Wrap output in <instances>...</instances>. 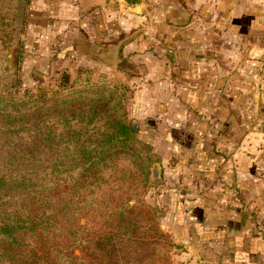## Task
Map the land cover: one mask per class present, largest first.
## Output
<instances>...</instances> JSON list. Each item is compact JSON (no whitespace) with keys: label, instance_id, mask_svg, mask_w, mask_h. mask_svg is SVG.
Masks as SVG:
<instances>
[{"label":"crops","instance_id":"crops-1","mask_svg":"<svg viewBox=\"0 0 264 264\" xmlns=\"http://www.w3.org/2000/svg\"><path fill=\"white\" fill-rule=\"evenodd\" d=\"M33 1L75 19L74 52L108 47L126 24L149 31L127 46L148 69L143 103L164 121L166 162L180 155L162 170L172 231L186 230L194 264H264V0L132 2L140 14L114 0Z\"/></svg>","mask_w":264,"mask_h":264},{"label":"trees","instance_id":"trees-1","mask_svg":"<svg viewBox=\"0 0 264 264\" xmlns=\"http://www.w3.org/2000/svg\"><path fill=\"white\" fill-rule=\"evenodd\" d=\"M34 97L0 94V140L6 138L2 142L8 147L14 138L47 144L56 133L65 136L54 122L35 126V114L58 103L37 105ZM101 100L100 96L90 101ZM100 113L105 115L101 126L108 130H98L94 146L67 131L66 147L60 152L49 145L0 150V264L72 263L74 245L98 257L92 264H118L112 257L116 242L134 244L157 235L149 210L127 203L146 186L149 167L157 160L132 132L121 101L110 98L95 107L86 103L72 114L89 126ZM63 122L69 127L70 118ZM113 168L118 177L110 184ZM87 216L99 225L92 233L78 223ZM101 254L105 256L99 258Z\"/></svg>","mask_w":264,"mask_h":264},{"label":"rangeland","instance_id":"rangeland-1","mask_svg":"<svg viewBox=\"0 0 264 264\" xmlns=\"http://www.w3.org/2000/svg\"><path fill=\"white\" fill-rule=\"evenodd\" d=\"M138 1L114 0L113 3L115 5L122 3L124 6L128 3L130 4L128 11L134 13L131 11L133 6L131 4ZM45 4H37L33 0H0V94L11 96L14 93L16 97L24 99L34 95V98H38L37 105L50 106L57 102L56 107L44 108L35 114L34 117L37 119L35 126L42 125L43 122L46 124L54 122L56 130L58 132L62 130L65 136L56 133L54 140L47 144L38 141L21 142L20 139L14 138L10 143L11 147L2 142V139H6L2 137L0 150L38 149L49 145L60 152L66 147L67 131L70 135L74 134V139H79L84 144L87 142L85 140H89L91 146H94L93 141L98 130H108L101 126L105 119L104 113H100L97 121L91 122L89 126H82L72 113H78V108L86 103L87 105L91 103L95 107L104 105L110 98L113 102L121 101L122 113L134 130L132 132L141 143L150 148V155L157 160L149 167L150 175L146 186L139 188L136 196L127 203L141 204L149 210L157 235L149 237V241L134 244L116 242L112 257H116L118 264H194L196 254L188 249L186 230L172 231V218L165 200L170 183L167 180L165 182L162 170L168 171V166L178 162L180 155H171L166 162L165 136H159L160 132L165 130L162 125L164 121L155 118L150 113L148 104L143 103L144 94L141 89L142 83L148 80V69L142 66V62L132 61L130 55L132 50L127 46L139 37H146L149 31L137 23L131 26L126 24L125 34L137 31L138 28H135L137 25L142 26L143 30L138 31L131 40L122 45L119 56L117 47L115 48L119 39L112 36L108 47L84 48L74 52L69 46L73 44L76 34L74 27L70 25L75 19L70 16L62 20L51 14ZM60 21L64 23L60 25ZM149 47L150 44L143 46V49ZM100 96L101 101H90L93 97ZM66 117L70 118L67 128L63 122ZM42 129L54 130L47 127ZM26 131L27 129L22 130ZM2 133L3 129L0 128V135ZM105 133L107 131L103 134ZM74 145L71 143L72 147ZM112 171L114 177L109 181L110 184L118 177L115 168ZM166 176L171 179L168 173ZM177 187L179 185L171 188L176 192ZM78 223L91 233L99 226L88 216L81 217ZM72 254L73 262L67 264H92L95 262L94 258H98L86 254L75 245ZM103 256L105 254L99 255V258Z\"/></svg>","mask_w":264,"mask_h":264},{"label":"water","instance_id":"water-1","mask_svg":"<svg viewBox=\"0 0 264 264\" xmlns=\"http://www.w3.org/2000/svg\"><path fill=\"white\" fill-rule=\"evenodd\" d=\"M131 11H133L134 13H137V14L141 13V11L138 9L137 5H133L131 8ZM141 30H142L141 28H138L137 31H134L130 35H126L122 38L120 37L119 41H117L115 44V48L117 47V56L120 55V48L122 47V45L124 43H126L127 41L131 40L138 33V31H141Z\"/></svg>","mask_w":264,"mask_h":264}]
</instances>
